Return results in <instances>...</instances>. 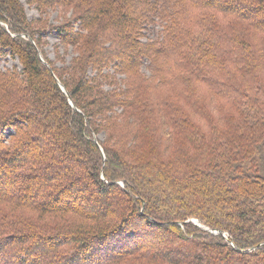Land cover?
<instances>
[{"label":"trees","instance_id":"16d2710c","mask_svg":"<svg viewBox=\"0 0 264 264\" xmlns=\"http://www.w3.org/2000/svg\"><path fill=\"white\" fill-rule=\"evenodd\" d=\"M29 1L0 0V264H264V0Z\"/></svg>","mask_w":264,"mask_h":264},{"label":"rangeland","instance_id":"374dc122","mask_svg":"<svg viewBox=\"0 0 264 264\" xmlns=\"http://www.w3.org/2000/svg\"><path fill=\"white\" fill-rule=\"evenodd\" d=\"M21 1L23 2L24 6H25V9H26V13H27L28 18H33V17L37 16L36 10L33 9V8H31V6H30V2L31 1H29V0H27L28 2H26V0H21ZM54 16H55V12H52L50 14V17L47 18V20L52 21V19H53ZM156 28H157V26L155 27V29ZM44 40L45 41L42 42L43 47L48 51V55H49L50 58H52L53 64L54 65H57V66L59 64H62V65H64V67H67L69 65V63H70V56L71 55H70L69 52H67V51L64 50L63 45L59 41L60 39L56 35V32L55 31L49 32L46 35V37L44 38ZM55 50H57V52ZM55 53H58L60 55V59H55V57H53ZM14 64H17L18 65V62H17L16 59H14V58H12L10 56H6V57H1L0 56V69H5L6 67H12ZM142 70L144 71V73L146 75L149 74L148 73L149 71H148V69H147L146 66L143 67ZM233 115H238V112L234 111L233 112ZM10 132L11 131L9 129H7V131L5 132V135L7 136ZM52 136H53V134H52ZM98 137L99 138H103L104 137V134L101 132V133L98 134ZM47 142H48V139H46V138H44V139L40 138L35 143L37 145L41 146V145L47 144ZM64 163L65 162H63V160L56 161L55 164H54V166H55L54 168H52L51 170H47V171L40 172V176L41 177L48 176V177H52L54 179H57V180H61L62 181V179H59L58 177H59V171H61V168H63ZM63 180H66V178L63 179ZM75 182H78L80 184H85L87 187H89V185H90L89 181H87L85 179V177H83V176H80V177L76 178L75 179ZM212 186H214V185L212 184ZM40 188H41V185H39V184L38 185H34V187L32 188V190L29 191L28 193L37 194L40 191ZM78 193L79 194L75 198H79L80 197L78 199L79 201L83 200L84 198H88V201L90 202L91 206L94 207V201L93 200H94V197H95V193H92L90 191L85 192L83 190L78 191ZM59 195L61 196L60 197L61 199L66 200L65 198H67V195L68 194L61 193ZM46 198H54V197L50 196V197H46ZM69 198H71V195L69 196ZM72 201H73V199H72ZM100 207L102 208L103 206H100ZM192 220H193V222L195 221L198 224V221L196 219H192ZM198 225H200V224H198ZM223 235L226 236V232H224Z\"/></svg>","mask_w":264,"mask_h":264},{"label":"water","instance_id":"95a60500","mask_svg":"<svg viewBox=\"0 0 264 264\" xmlns=\"http://www.w3.org/2000/svg\"><path fill=\"white\" fill-rule=\"evenodd\" d=\"M194 222H195V221H194ZM195 223L197 224V222H195ZM198 224H199V223H198ZM198 224H197V225H198ZM199 226H200V225H199ZM205 229H207V228L205 227Z\"/></svg>","mask_w":264,"mask_h":264}]
</instances>
